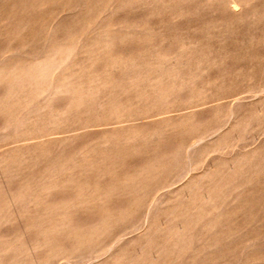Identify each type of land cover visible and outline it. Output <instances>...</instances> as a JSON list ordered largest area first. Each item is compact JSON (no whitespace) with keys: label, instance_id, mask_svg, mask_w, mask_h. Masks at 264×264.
I'll use <instances>...</instances> for the list:
<instances>
[{"label":"rangeland","instance_id":"rangeland-1","mask_svg":"<svg viewBox=\"0 0 264 264\" xmlns=\"http://www.w3.org/2000/svg\"><path fill=\"white\" fill-rule=\"evenodd\" d=\"M0 264H264V0H0Z\"/></svg>","mask_w":264,"mask_h":264}]
</instances>
